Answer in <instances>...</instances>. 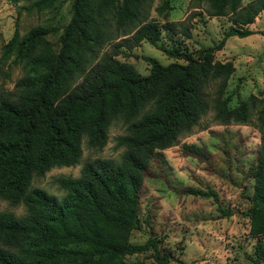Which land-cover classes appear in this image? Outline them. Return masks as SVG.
Instances as JSON below:
<instances>
[{
    "label": "trees",
    "instance_id": "trees-1",
    "mask_svg": "<svg viewBox=\"0 0 264 264\" xmlns=\"http://www.w3.org/2000/svg\"><path fill=\"white\" fill-rule=\"evenodd\" d=\"M54 0H38L43 6ZM154 0H72V17L56 49L45 37L48 28L32 27L19 37L17 30L2 45V59L31 66L13 88L0 84V198L23 204L25 213L0 210V264H124L128 254L153 250L162 264L173 255L161 252L159 239H130L139 226V202L144 176L162 149L189 133L210 104L219 123L250 120L245 100L232 106L225 95L233 71L230 60L215 58L230 35L254 32L248 25L264 9V0H198L208 4L210 15H230L231 25L215 44L196 52L161 42L176 33L168 19L170 0L154 9ZM184 33L188 32L184 30ZM122 36L112 51L104 43ZM147 40L169 56L183 59L162 63L153 55L141 57L150 64L141 74L119 59V45L128 48ZM174 40V39H173ZM120 119L126 131L116 137L124 147L117 162L96 158L84 163L79 176L61 175L67 191L59 199L41 187H31L34 175L53 166L71 165L82 154V139L101 148L108 128ZM258 125L264 129V109ZM185 153L206 156L196 143H183ZM254 189L247 211L249 231L264 233V135L253 167ZM191 193L214 196L212 190L188 187ZM216 196V195H215ZM257 256L264 245L256 242Z\"/></svg>",
    "mask_w": 264,
    "mask_h": 264
},
{
    "label": "rangeland",
    "instance_id": "rangeland-1",
    "mask_svg": "<svg viewBox=\"0 0 264 264\" xmlns=\"http://www.w3.org/2000/svg\"><path fill=\"white\" fill-rule=\"evenodd\" d=\"M37 1L0 0V84L7 88H13L31 66L25 61H15V52L3 60L2 45L16 30L21 37L32 27L44 25L48 28L45 37L58 49L63 28L72 17V0H54L40 8ZM159 1H153L150 15L163 22L164 18L154 9ZM170 2L168 19L174 21L176 33L171 40L169 33L162 31L161 42L168 46L174 43L196 52L202 46L217 43L231 25L229 14L210 15L205 1ZM249 26L253 33L227 36L222 48L215 51V58L233 63L225 95L232 106L245 100L251 109L250 120L219 123L210 104L189 133L163 148L160 158L151 160L144 176L139 226L132 230L130 239L133 242H144L149 236L159 239L160 251L173 255L165 264H264V252L259 257L256 251L258 240L261 247L264 245V233L254 235L249 231L247 213L254 189L253 167L264 135L257 120L259 110L264 109V9ZM121 37L107 40L101 51L115 49ZM119 49L116 56L131 63L141 74L150 69L142 54L153 55L162 63L183 62L147 40H141L131 49L125 44L119 45ZM125 131L120 119L113 120L108 128V140L101 148L88 146L83 137L82 154L77 163L53 166L43 175H34L30 186L41 187L62 199L67 191L57 178L79 176L84 163L96 158L119 161L124 147L116 144V137ZM183 143L204 147L206 156L185 153ZM188 187L212 190L216 196L191 193ZM0 210L16 215L26 211L23 204H11L3 198H0ZM152 253L149 249L128 254L124 264H162Z\"/></svg>",
    "mask_w": 264,
    "mask_h": 264
},
{
    "label": "crops",
    "instance_id": "crops-1",
    "mask_svg": "<svg viewBox=\"0 0 264 264\" xmlns=\"http://www.w3.org/2000/svg\"><path fill=\"white\" fill-rule=\"evenodd\" d=\"M251 24V23H250ZM249 26V25H248ZM250 27V26H249ZM251 28V27H250ZM252 29V28H251Z\"/></svg>",
    "mask_w": 264,
    "mask_h": 264
}]
</instances>
